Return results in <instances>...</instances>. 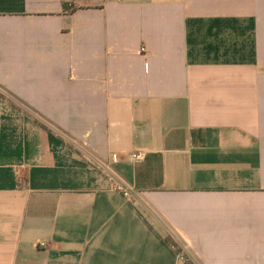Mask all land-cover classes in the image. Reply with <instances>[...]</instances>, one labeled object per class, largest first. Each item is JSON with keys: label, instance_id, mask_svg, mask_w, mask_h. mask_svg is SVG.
Segmentation results:
<instances>
[{"label": "crops", "instance_id": "1", "mask_svg": "<svg viewBox=\"0 0 264 264\" xmlns=\"http://www.w3.org/2000/svg\"><path fill=\"white\" fill-rule=\"evenodd\" d=\"M0 91V264H264V0H0Z\"/></svg>", "mask_w": 264, "mask_h": 264}, {"label": "built area", "instance_id": "2", "mask_svg": "<svg viewBox=\"0 0 264 264\" xmlns=\"http://www.w3.org/2000/svg\"><path fill=\"white\" fill-rule=\"evenodd\" d=\"M145 155L146 154L144 152H138L134 153L132 155V158L135 162H139L144 159ZM93 164L94 167L105 176L109 183V189L112 192L121 194L125 199L132 203H135L139 200L140 197L138 192L114 169V167L109 162L94 158ZM182 245L184 251L189 254L188 250L186 249V246L184 244Z\"/></svg>", "mask_w": 264, "mask_h": 264}, {"label": "trees", "instance_id": "3", "mask_svg": "<svg viewBox=\"0 0 264 264\" xmlns=\"http://www.w3.org/2000/svg\"><path fill=\"white\" fill-rule=\"evenodd\" d=\"M76 11H77V7L75 5L64 4V13L72 14L75 13ZM166 242L176 250L178 255L183 257L186 264H195L193 258L184 251L183 245L180 242H178L175 238L169 236L166 239Z\"/></svg>", "mask_w": 264, "mask_h": 264}, {"label": "rangeland", "instance_id": "4", "mask_svg": "<svg viewBox=\"0 0 264 264\" xmlns=\"http://www.w3.org/2000/svg\"><path fill=\"white\" fill-rule=\"evenodd\" d=\"M0 93H2L3 95H5L7 98H9V96L5 93H3L2 91H0Z\"/></svg>", "mask_w": 264, "mask_h": 264}]
</instances>
